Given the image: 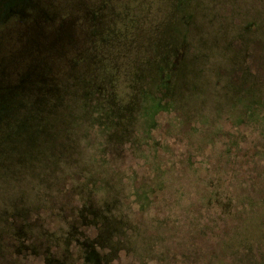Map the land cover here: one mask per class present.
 Masks as SVG:
<instances>
[{
    "label": "rangeland",
    "instance_id": "rangeland-1",
    "mask_svg": "<svg viewBox=\"0 0 264 264\" xmlns=\"http://www.w3.org/2000/svg\"><path fill=\"white\" fill-rule=\"evenodd\" d=\"M0 264H264V0H0Z\"/></svg>",
    "mask_w": 264,
    "mask_h": 264
},
{
    "label": "trees",
    "instance_id": "trees-1",
    "mask_svg": "<svg viewBox=\"0 0 264 264\" xmlns=\"http://www.w3.org/2000/svg\"><path fill=\"white\" fill-rule=\"evenodd\" d=\"M3 102V100H1L0 99V115L2 114L3 115V111H4V109H3V104H1Z\"/></svg>",
    "mask_w": 264,
    "mask_h": 264
}]
</instances>
